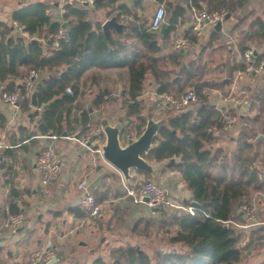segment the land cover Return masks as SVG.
<instances>
[{
    "label": "trees",
    "instance_id": "1",
    "mask_svg": "<svg viewBox=\"0 0 264 264\" xmlns=\"http://www.w3.org/2000/svg\"><path fill=\"white\" fill-rule=\"evenodd\" d=\"M156 1L164 3L167 12L169 28L163 38L158 30L150 28V20L145 10L138 7V0L134 6L121 0H95L97 8H107L108 15L118 20L122 16L132 17L125 23L124 35L110 39L106 38L100 22L94 24L89 19L86 8L74 6L72 2L64 5L65 29L63 23L53 19L44 1L15 9L12 19L24 33L9 36L11 26L0 21V80L6 81L9 76L23 77L29 70H36L39 75L45 71L50 74L41 83L38 93L40 105L48 104L38 117V133L20 128V140L30 139L31 143L36 142L35 135L54 133L59 137L64 134L71 136L81 125L84 127L79 134L90 130L86 126L88 111L78 99L82 94L81 80L92 68L126 69L129 73L130 83L125 91L127 101L123 102L125 120L128 121L123 131L125 139L132 136L134 130L140 134L146 124L147 106L140 96L147 87L148 74L152 76L158 94L179 95L189 87L194 88L201 104L194 109L168 113L169 122L160 129L153 149L145 157L155 163L167 161V167L181 172L192 194V198L183 205H193L195 210L192 213L186 209L156 208L155 212L160 213L159 222L156 218L141 215L132 226V232L149 236L151 228L158 227L169 234L168 242L173 248L157 252V264H242L245 256L239 246L240 232L235 224V219L239 217L237 207L248 201L250 188L264 189V173L259 175L262 166L256 164L261 151L263 153L264 141L254 143L258 133H264V84L254 100L259 114L241 120L236 146L229 152L216 147L218 139L214 129H223L226 122L210 103L206 87L221 83L205 79L210 68L208 62H203L202 53L186 60L182 53L171 52L170 41L193 9L216 12L226 8L232 14L244 9L248 0ZM243 22L244 19H240L234 30L243 27ZM250 26L244 40L247 43L260 38L264 40V21L256 18ZM62 29L66 37L60 39L58 46L52 40L43 43L44 36L47 39ZM26 32L30 37L24 35ZM184 34L190 36L192 43L198 41L191 29ZM246 42L241 45L243 53L249 49L248 45H244ZM263 59L264 53L256 52L254 63L259 64ZM248 65L242 62L233 70L245 72ZM68 86L72 92H67ZM6 92L26 94L27 88L24 84L19 87L13 82ZM104 95H98L96 105L102 103ZM29 100L21 101L25 108L29 107ZM136 120L134 128L131 124ZM0 122L5 124L1 115ZM13 141L17 143L16 139ZM26 146L23 144L21 147ZM12 151L7 150V155ZM261 165H264V157H261ZM11 192L15 195L14 187ZM124 194L125 190L117 193L116 197ZM94 195L101 205L106 195L100 192H94ZM14 207L11 214L20 213L19 207ZM68 212L75 219L99 218V215L92 216L80 205L69 207ZM110 256L111 262L99 255L89 264H154L144 249L132 243L115 246ZM257 264H264V260Z\"/></svg>",
    "mask_w": 264,
    "mask_h": 264
},
{
    "label": "crops",
    "instance_id": "2",
    "mask_svg": "<svg viewBox=\"0 0 264 264\" xmlns=\"http://www.w3.org/2000/svg\"><path fill=\"white\" fill-rule=\"evenodd\" d=\"M38 1L48 4L53 19L63 23V29H65L66 23L63 15L66 0H0V21L11 26L12 32L9 36L15 37L19 33H24L13 21V11ZM121 1L134 6L137 0ZM138 1L140 2L139 8L144 9L147 3L151 5V13L149 11L146 13L149 21L158 2L156 0ZM84 8L89 12V19L94 24L100 22L102 29L103 24L113 17L108 15L107 8H97L95 5L84 6ZM256 18L264 21V0H248L244 9L232 13L222 22L221 30L216 29L217 23L208 25L196 43H192L188 50L179 51L186 60L194 59L202 53L203 62H208L210 68L205 79L211 78L212 81L221 83L219 86L206 87V91L209 93L210 103L221 116L228 109L235 118L229 126L214 129V134L218 139L215 146L222 147L227 152L236 146V138L242 125L241 120L259 114L257 103L254 104V100L263 88L264 72L250 71L249 65L245 72L239 69L233 70L242 62L248 63L244 58L241 45L246 42L245 33L250 31V25ZM192 19V12H189L184 24L179 27V34L191 29ZM240 19H244L243 27L234 30V25ZM118 21L123 23L121 19ZM158 31L160 34V29ZM124 32L120 34L115 28H110V38L122 37ZM24 35L30 37L27 32ZM160 35L162 38L165 36ZM176 35L172 36L170 43L173 44ZM43 43L46 44V42ZM244 45L249 46L248 50L254 49V52L258 54L264 53V40L261 38L254 42H246ZM170 49L171 52H177L173 49V45ZM49 76L48 71L41 73L35 79L36 86H41V83ZM122 76L124 80L121 79ZM21 78L22 76L16 78L9 76L6 81L0 80V115L5 119L4 125L0 122V264H29L31 254L45 247L49 242L58 253L59 260L55 264H63L62 262L65 263L67 258H93L97 253L96 248H90L91 243L86 236L89 233L96 235L101 232L104 219L113 216L114 211L129 208L132 213L135 212L137 218L141 215L147 216V213H155V209L144 204L132 203L125 194L116 197L117 193L123 191L125 184L133 185L141 179L150 177L168 187L169 197L174 203L183 205L192 198L191 191L185 184L181 172L167 167V161L161 163L150 161L156 168L154 173L131 169V177L126 181L123 174L107 162L102 155L83 146L77 140L86 134H79L84 125L77 129L74 134L76 138L62 136L51 139L44 135H35L33 137L35 143H31L30 139L22 142L20 128L38 133V117L45 108L43 106V109L39 110L38 107L32 105L31 100H29L28 108H25L22 102L18 105H10L2 100V95L9 85L13 82L19 87L22 85ZM147 81V87L140 96L147 106L146 124L150 115H153L155 120L166 119L168 123V113L176 111L159 105L156 86L150 74H148ZM129 83V73L126 69L92 68L85 73L80 84L82 94L78 100L88 111L87 127L100 126L103 120H107L111 125L121 122L125 129L128 121L125 120L126 109L123 102L127 101L125 91ZM100 93H105V95L102 103L96 105L95 101ZM243 96H246V101L237 103V99ZM136 123L137 120L131 125L135 128ZM131 134L133 139L140 136L135 130ZM15 139L17 143L13 141ZM259 141H264L263 132L258 133L254 143ZM23 144L27 145L26 148L21 147ZM49 144H53L59 154L61 176L50 185L43 186L37 158L40 151ZM9 149L13 150L12 154L7 155ZM262 149L263 153L261 151L256 161V164L262 166L260 176L264 173V165H261L264 145ZM80 182H84L93 192L106 195L101 201L98 219L88 217L75 219L68 212L69 207L78 206L82 199L83 194L78 188ZM13 187L16 191L15 195L11 192ZM244 204L249 207L250 214L241 210ZM244 204L237 207L239 217L235 219L240 232L239 246L246 259L257 258L255 263L257 264L264 260V189L250 188L248 201ZM13 206L19 207L20 212H23L25 216L23 223L19 226L7 225V218L12 213ZM242 243L244 246H241ZM257 246L258 249H256ZM248 252H250L249 255H247Z\"/></svg>",
    "mask_w": 264,
    "mask_h": 264
},
{
    "label": "built area",
    "instance_id": "3",
    "mask_svg": "<svg viewBox=\"0 0 264 264\" xmlns=\"http://www.w3.org/2000/svg\"><path fill=\"white\" fill-rule=\"evenodd\" d=\"M66 2H72L74 6H94L95 0H66ZM166 8L164 3H157L156 8L150 18L149 26L152 30H159L162 24L166 21ZM231 15V11L223 8L220 11L210 12L208 10H192V24L191 33L194 36H202L203 32L208 25L216 24L218 22H224ZM132 17L122 16L121 21L123 23L129 22ZM66 37V33L60 30L57 34L49 35L43 42L48 43L52 40L55 46L59 45V41ZM173 49L177 52L188 50L192 46V42L189 35L177 34L173 39ZM244 58L249 63V70L255 72H264V59L259 64L254 63L255 55L252 49L247 50L244 53ZM39 76L36 70H29L26 75L21 78L22 84L26 85L27 93L20 94V92H4L2 100L10 105H17L26 98H30L32 91L35 89V79ZM67 92H72V88L68 86ZM159 105L163 108H167L173 111H183L187 109L197 108L201 103L197 92L194 88H188L179 95L172 94H158ZM246 101V96L237 99V103H243ZM39 110L43 109V105L38 107ZM225 119L226 126L232 124L235 118L230 114L227 109L222 114ZM51 139H56L59 136L55 134L46 135ZM76 138L74 135L67 136ZM83 146L88 147L90 150L102 155V148L105 144V135L100 126L92 127L86 132L83 138L77 139ZM1 146V145H0ZM37 166L41 173V184L43 186L50 185L61 176V161L56 147L53 144L45 146L39 153L37 158ZM125 184V183H124ZM78 188L81 190L83 196L79 202V205L87 210L92 216L100 214L101 205L97 203L94 192L87 188L84 182H80ZM125 196L130 199L134 204H144L152 209L169 210L171 208L186 209L190 212H194L195 207L193 205L184 206L174 203L168 194V187L163 183L156 181L155 179L148 178L137 181L133 185H124ZM148 198L146 201L145 199ZM243 212L250 214L249 207L244 204L241 207ZM25 219L24 213L9 214L7 218V225L19 226ZM58 257V253L55 247L49 242L45 247L35 250L30 257L29 264H49L53 258Z\"/></svg>",
    "mask_w": 264,
    "mask_h": 264
},
{
    "label": "water",
    "instance_id": "4",
    "mask_svg": "<svg viewBox=\"0 0 264 264\" xmlns=\"http://www.w3.org/2000/svg\"><path fill=\"white\" fill-rule=\"evenodd\" d=\"M215 27L217 30H221L222 22H218ZM110 28H115L120 34H123L125 24L119 22L115 16L108 19L103 24V31L107 39H110ZM168 28L169 23L164 22L160 28V34L165 35ZM255 53L256 52H254V54ZM40 87V85H37L30 95L31 103L35 107L40 106L38 100ZM18 104L19 103H17V105ZM47 107L48 104L44 106L45 109ZM166 123V119L155 120L153 115H150L146 127L138 138L133 139L131 136H128L125 139L123 135L124 128L121 122L117 125H111L107 120H103L100 123V126L106 135V142L102 148L103 158L116 167L123 174L126 181L131 177V169L154 173L156 168H154L145 155L153 149L154 141L159 135L160 129ZM64 136L67 135L64 134ZM145 200L147 201L148 198ZM58 260L59 257H55L51 262H49V264H55Z\"/></svg>",
    "mask_w": 264,
    "mask_h": 264
},
{
    "label": "rangeland",
    "instance_id": "5",
    "mask_svg": "<svg viewBox=\"0 0 264 264\" xmlns=\"http://www.w3.org/2000/svg\"><path fill=\"white\" fill-rule=\"evenodd\" d=\"M146 6L147 7L144 8L145 13H148V11L149 13H151V5L147 3ZM121 79L124 80L125 78H123L122 76ZM252 210L253 212H255L254 209ZM146 217L156 218L157 222H159L160 213L158 211H156L155 213H147ZM137 219L138 218L136 217L135 212L132 213L131 209L129 208L124 211H114L113 216H108L104 219V224H102L101 232L96 235L89 233L86 236L87 240L91 243L90 248H96L95 252L97 253L93 256V258H67L66 262L62 263L89 264L99 255H102L107 261L111 262L112 260L110 251L112 248H114L115 246H119L120 244L132 243L139 248L144 249L152 258L153 263L157 264V252H165L173 248L172 245L168 242L169 234L165 233L162 229L159 230L158 227H153L149 232V236L136 235L132 232V226ZM241 246H244V243H242ZM176 247H178V245ZM256 249H258V246L256 247ZM249 254L250 252H248L247 255ZM256 261L257 258H247L242 264H255Z\"/></svg>",
    "mask_w": 264,
    "mask_h": 264
}]
</instances>
